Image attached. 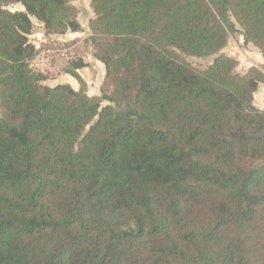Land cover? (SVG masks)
Returning <instances> with one entry per match:
<instances>
[{
  "label": "trees",
  "instance_id": "1",
  "mask_svg": "<svg viewBox=\"0 0 264 264\" xmlns=\"http://www.w3.org/2000/svg\"><path fill=\"white\" fill-rule=\"evenodd\" d=\"M72 1L0 0V264H264V72L221 53L264 56V0H89L99 96L31 65Z\"/></svg>",
  "mask_w": 264,
  "mask_h": 264
},
{
  "label": "rangeland",
  "instance_id": "2",
  "mask_svg": "<svg viewBox=\"0 0 264 264\" xmlns=\"http://www.w3.org/2000/svg\"><path fill=\"white\" fill-rule=\"evenodd\" d=\"M78 11V21L82 26V32L76 35H70L67 32L65 35H47L43 30L42 24L32 18L33 31L30 41L38 50L37 56L32 61V68L36 71L45 73L48 80L45 85L53 87L55 85L65 83L70 79L68 75L62 72L61 68L74 58H83L87 60V69L81 71L82 77L87 83V93L90 96H99L100 87L104 80V66L96 62L92 57V48L88 42L90 35L88 24L93 19L94 14L90 7L89 0H73L71 3ZM11 10H20L22 7L19 4L9 6ZM233 20V18H231ZM238 32L231 35L228 44L221 53L238 61L236 71L240 74L247 71L252 66H255L264 72V56L251 44H244L241 36V28L236 24ZM180 61L188 63L198 70L206 69L213 61L214 57L199 58L182 53H177ZM264 84H260L255 93L254 106H263ZM102 103V106L106 105Z\"/></svg>",
  "mask_w": 264,
  "mask_h": 264
},
{
  "label": "crops",
  "instance_id": "3",
  "mask_svg": "<svg viewBox=\"0 0 264 264\" xmlns=\"http://www.w3.org/2000/svg\"><path fill=\"white\" fill-rule=\"evenodd\" d=\"M77 33H71L70 35H76ZM96 61V60H95ZM85 62L87 63V60H85ZM96 62H98V61H96ZM99 63V62H98ZM84 70L85 69H87V67L86 68H83ZM83 69H80L79 70V73H80V75H82V73H81V71L83 70ZM70 77V76H69ZM65 83H67V84H70L74 89H77V87H78V85H77V82L74 80V79H72L71 77H70V79H67L66 81H65ZM61 84H63V83H61ZM263 95H264V92H263ZM254 99H255V94H254ZM256 107L257 108H259V109H261L262 108V105L261 106H257L256 105Z\"/></svg>",
  "mask_w": 264,
  "mask_h": 264
}]
</instances>
